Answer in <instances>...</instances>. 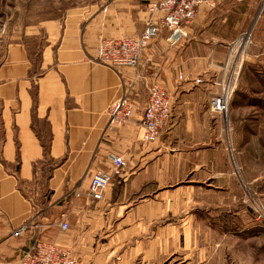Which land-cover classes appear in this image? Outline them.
Wrapping results in <instances>:
<instances>
[{"label": "crops", "instance_id": "0c3cea01", "mask_svg": "<svg viewBox=\"0 0 264 264\" xmlns=\"http://www.w3.org/2000/svg\"><path fill=\"white\" fill-rule=\"evenodd\" d=\"M205 7L186 28L193 41L170 46L164 34L135 68L117 71L94 59L100 41L143 32L142 0L77 8L6 44L0 264H17L37 235L70 249L83 264H205L207 253L222 250L223 237L237 225L238 172L247 167L228 152L229 114L225 120L209 108L220 92L217 81L229 75L218 65L226 55L214 48L227 40L203 34ZM154 82L171 94L173 108L159 140L146 143L141 125ZM126 90L137 104L134 117L109 129V109ZM110 154L123 156L127 167L103 200L93 201L91 177L110 169ZM24 224L29 231L13 237Z\"/></svg>", "mask_w": 264, "mask_h": 264}, {"label": "rangeland", "instance_id": "374dc122", "mask_svg": "<svg viewBox=\"0 0 264 264\" xmlns=\"http://www.w3.org/2000/svg\"><path fill=\"white\" fill-rule=\"evenodd\" d=\"M110 3L0 0V57L6 44L43 20L64 17L77 8L101 9ZM147 3L142 0L144 7ZM205 6L206 39L213 36L227 40L214 46L219 57L226 55L218 65L224 68L228 64V69L221 68L220 73L227 70L229 75L235 70L238 74V103L233 104L235 93L229 111L232 132L227 136H233L237 151L241 149L235 162L242 161L247 167L238 172V199L232 207V215L238 213L235 231L223 237L220 252L206 254L205 264H264V216L259 219L257 214L264 209V0H210ZM191 40L188 36L187 41ZM225 210L229 212L228 207ZM225 238L229 240L227 245Z\"/></svg>", "mask_w": 264, "mask_h": 264}, {"label": "built area", "instance_id": "2783aa9c", "mask_svg": "<svg viewBox=\"0 0 264 264\" xmlns=\"http://www.w3.org/2000/svg\"><path fill=\"white\" fill-rule=\"evenodd\" d=\"M114 1V0H107ZM210 0H148L146 4L147 18L145 28L140 35L123 39H105L96 48L94 62L114 70L137 67L146 49L164 34L170 46L180 44L188 37L186 28L197 18L199 10L209 4ZM228 69L226 67L222 68ZM227 70H225L226 72ZM238 74L233 70L228 79L220 78L217 85L220 92L211 97L209 108L213 114L228 119L231 102L237 89ZM180 81L185 80L184 74L178 75ZM202 84V79L194 80ZM136 101L129 90L116 100L109 109V129L121 128L127 124L136 112ZM173 108L172 97L166 88L154 82L148 87V101L142 118V140L154 143L168 124ZM228 152L235 162L236 150L233 141L228 138ZM108 159L111 167L107 171H98L91 177L88 196L93 201H101L106 190L116 177L123 174L127 161L123 156L110 154ZM258 218L264 216V209L258 210ZM62 231L69 229V224H60ZM29 224H24L12 232L17 238L28 232ZM17 264H83L74 258L70 249L61 248L41 235L34 237L32 243L23 251Z\"/></svg>", "mask_w": 264, "mask_h": 264}, {"label": "trees", "instance_id": "16d2710c", "mask_svg": "<svg viewBox=\"0 0 264 264\" xmlns=\"http://www.w3.org/2000/svg\"><path fill=\"white\" fill-rule=\"evenodd\" d=\"M237 95H235L237 98H235V100H233V104H236V103H238V100L236 101V99H238V94H239V92H235Z\"/></svg>", "mask_w": 264, "mask_h": 264}, {"label": "water", "instance_id": "95a60500", "mask_svg": "<svg viewBox=\"0 0 264 264\" xmlns=\"http://www.w3.org/2000/svg\"><path fill=\"white\" fill-rule=\"evenodd\" d=\"M254 25V24H253ZM253 27V26H252Z\"/></svg>", "mask_w": 264, "mask_h": 264}]
</instances>
